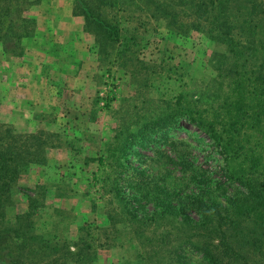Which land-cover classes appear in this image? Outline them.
Here are the masks:
<instances>
[{"label":"rangeland","instance_id":"1","mask_svg":"<svg viewBox=\"0 0 264 264\" xmlns=\"http://www.w3.org/2000/svg\"><path fill=\"white\" fill-rule=\"evenodd\" d=\"M85 2L96 3L0 0V123L46 141L42 159L17 180L15 208L25 209L22 192H31L35 232L68 243L85 233V223L92 246L83 249L95 252L90 264H167L166 251L176 258L187 231L179 215L152 212L177 205L180 192L197 190L201 172L219 164L206 132L184 115L173 117V107L194 99L216 105L214 89L221 94L229 77L213 64L225 46L207 36L204 20L194 26L183 13L177 23L152 15L157 0H104L127 39L118 51L96 41L79 12ZM166 115L169 125L128 135ZM98 156L106 164L98 165ZM181 161L200 169L199 180L183 182ZM115 183L138 199L122 202L109 190ZM125 206L145 221L129 218ZM184 251L191 264H204Z\"/></svg>","mask_w":264,"mask_h":264},{"label":"trees","instance_id":"2","mask_svg":"<svg viewBox=\"0 0 264 264\" xmlns=\"http://www.w3.org/2000/svg\"><path fill=\"white\" fill-rule=\"evenodd\" d=\"M95 1L80 8L86 25L100 45L115 43L118 51H124L127 39L117 32L116 16L108 17L104 0ZM180 13L190 15L194 26L204 20L207 27L201 28L207 36L225 46L213 67L229 80L221 94L218 87L214 89L220 95L216 105L194 99L187 104L178 100L173 107V117L184 115L206 132L219 164L211 174L201 172L202 186L197 190L180 192L177 205L166 203L152 212L162 217L179 215L180 227L187 231L180 243L185 245L172 253L176 258L166 251V263L191 264L184 251L189 247L204 264H264V0H157L152 15L177 23ZM1 43L5 46V39ZM170 121L171 116H159L128 135L154 132ZM45 143L40 134L16 132L0 123V264H90L95 257V252L83 249L92 246L85 223L79 227L85 233L71 244L55 235L35 232L37 198L31 192H22L26 208H15L17 180L32 161L42 159ZM104 161V156L97 157L98 165L106 164ZM180 163L185 184L199 180L200 169L189 171ZM109 190L125 204L129 198L138 199L117 183ZM12 207L15 212L9 217ZM126 212L135 221L145 219L131 210Z\"/></svg>","mask_w":264,"mask_h":264}]
</instances>
